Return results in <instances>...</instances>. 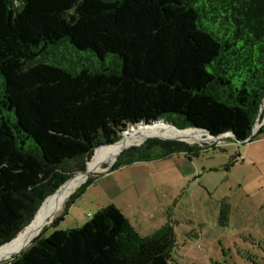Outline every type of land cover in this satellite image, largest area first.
I'll list each match as a JSON object with an SVG mask.
<instances>
[{
	"label": "trees",
	"instance_id": "16d2710c",
	"mask_svg": "<svg viewBox=\"0 0 264 264\" xmlns=\"http://www.w3.org/2000/svg\"><path fill=\"white\" fill-rule=\"evenodd\" d=\"M263 101L264 0H0V247L129 126L246 141ZM208 147L148 138L107 172ZM46 227L6 264H170L175 241L169 224L141 235L114 204L81 227Z\"/></svg>",
	"mask_w": 264,
	"mask_h": 264
},
{
	"label": "rangeland",
	"instance_id": "374dc122",
	"mask_svg": "<svg viewBox=\"0 0 264 264\" xmlns=\"http://www.w3.org/2000/svg\"><path fill=\"white\" fill-rule=\"evenodd\" d=\"M58 53L69 56L64 48ZM132 127L139 126L128 129ZM197 143L209 147L192 158L177 154L110 172V156L96 162L88 176L100 175L65 207L69 193L88 177L70 190L43 236L81 227L101 208L114 204L143 236L165 224L172 227L170 264H264L263 135L245 143L226 138Z\"/></svg>",
	"mask_w": 264,
	"mask_h": 264
},
{
	"label": "bare ground",
	"instance_id": "6f19581e",
	"mask_svg": "<svg viewBox=\"0 0 264 264\" xmlns=\"http://www.w3.org/2000/svg\"><path fill=\"white\" fill-rule=\"evenodd\" d=\"M169 130L171 133L170 137H165L167 135V131ZM204 134H206V132L195 129H189L180 132L174 129L172 125L163 121L151 123L149 125L142 124L141 127H132L129 130H125L117 142L97 148L91 156L87 169L88 172L89 170H96V162L101 161L106 156H110L111 160H113L125 147L127 148V146L129 147L135 142H138L144 138L148 139L152 136L162 135L160 137L182 139L189 143L204 142L211 139L216 140V138H213L208 134L204 136ZM83 177L85 180V175L83 173L74 175V177L69 179L53 195L47 198L39 210L35 221L30 226L26 227L28 230L21 233L13 242L10 241L11 243H8L0 248V261L9 259L13 255L21 252V250H23L37 236L40 230L46 224H48L59 211L62 202L70 190L81 180H83Z\"/></svg>",
	"mask_w": 264,
	"mask_h": 264
},
{
	"label": "water",
	"instance_id": "95a60500",
	"mask_svg": "<svg viewBox=\"0 0 264 264\" xmlns=\"http://www.w3.org/2000/svg\"><path fill=\"white\" fill-rule=\"evenodd\" d=\"M261 118V111L259 112V115H258V118H257V120H256V123H255V125H254V127H253V129H252V133H251V136L246 140V141H239V143H245V142H250L251 141V138H252V136L256 133V131H257V129H258V125L260 124V119ZM163 120H157V121H154L153 123H157V122H162ZM262 121H264V118H263V120ZM142 124L143 125H149V124H151V123H146V122H144V123H140L138 126L139 127H141L142 126ZM172 127L174 128V129H176L177 131H185V130H189V129H195V130H200V131H204V132H206L209 136H211V137H213V138H216V140L217 139H221V138H226V137H230V138H232L233 140H235L236 141V139H235V136L234 135H232L231 133H225V134H223V135H220V136H217V137H215V136H212L207 130H204V129H201V128H196V127H192V128H187V129H179V128H176L175 126H173L172 125ZM154 137H156V138H160V139H165V140H180V141H184V142H187V141H185V140H182V139H171V138H165V137H160V136H152V137H149V138H154ZM145 141V140H144ZM144 141H142V142H140V143H138V144H133V145H131V146H140V145H142L143 144V142ZM238 142V141H237ZM187 143H189V142H187ZM131 146H129V147H131ZM129 147H127V148H129ZM122 152V151H121ZM120 152V153H121ZM119 153V154H120ZM118 154V155H119ZM117 155V156H118ZM117 156L115 157V159L113 160V162H112V164L116 161V159H117ZM112 164H111V166H112ZM88 169H86V171L83 173L84 175H85V178H87L88 177ZM60 188V187H59ZM58 188V189H59ZM75 191V190H74ZM73 191V192H74ZM72 192V193H73ZM71 193V194H72ZM53 195V194H52ZM50 197V196H49ZM48 198V197H47ZM47 198L42 202V204H41V206L39 207V209L37 210V212H36V214H35V216H34V218L31 220V222L26 226V227H28V226H30L34 221H35V219H36V216H37V214H38V212H39V210L41 209V207H42V205L44 204V202L47 200ZM25 227V228H26ZM24 228V229H25ZM23 229V230H24ZM20 233V232H19ZM18 233V234H19ZM17 234V235H18ZM16 235V236H17ZM39 235V233L37 234V236ZM36 236V237H37ZM14 239V238H13ZM12 239V240H13Z\"/></svg>",
	"mask_w": 264,
	"mask_h": 264
},
{
	"label": "crops",
	"instance_id": "0c3cea01",
	"mask_svg": "<svg viewBox=\"0 0 264 264\" xmlns=\"http://www.w3.org/2000/svg\"><path fill=\"white\" fill-rule=\"evenodd\" d=\"M263 119L260 120V124L258 125V129L257 131L261 128V126L264 125V121H262ZM263 138H264V134H263Z\"/></svg>",
	"mask_w": 264,
	"mask_h": 264
},
{
	"label": "built area",
	"instance_id": "2783aa9c",
	"mask_svg": "<svg viewBox=\"0 0 264 264\" xmlns=\"http://www.w3.org/2000/svg\"><path fill=\"white\" fill-rule=\"evenodd\" d=\"M264 110V101H263V104H262V106H261V115H262V111ZM264 118V113H263V115H262V118L261 119H263Z\"/></svg>",
	"mask_w": 264,
	"mask_h": 264
}]
</instances>
